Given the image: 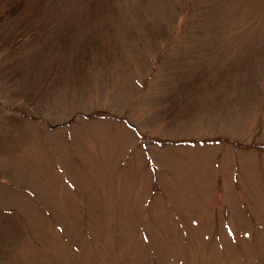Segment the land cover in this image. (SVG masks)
Wrapping results in <instances>:
<instances>
[{
  "label": "rangeland",
  "instance_id": "374dc122",
  "mask_svg": "<svg viewBox=\"0 0 264 264\" xmlns=\"http://www.w3.org/2000/svg\"><path fill=\"white\" fill-rule=\"evenodd\" d=\"M12 1L0 264H264V0Z\"/></svg>",
  "mask_w": 264,
  "mask_h": 264
},
{
  "label": "trees",
  "instance_id": "16d2710c",
  "mask_svg": "<svg viewBox=\"0 0 264 264\" xmlns=\"http://www.w3.org/2000/svg\"><path fill=\"white\" fill-rule=\"evenodd\" d=\"M11 3H15V1H12L11 0ZM15 5V4H14ZM22 6H23V4L22 3H17L16 4V8H17V10H20L21 8H22ZM20 8V9H19Z\"/></svg>",
  "mask_w": 264,
  "mask_h": 264
}]
</instances>
